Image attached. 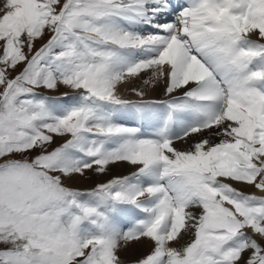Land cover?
Returning a JSON list of instances; mask_svg holds the SVG:
<instances>
[{
  "label": "snow or ice",
  "instance_id": "obj_1",
  "mask_svg": "<svg viewBox=\"0 0 264 264\" xmlns=\"http://www.w3.org/2000/svg\"><path fill=\"white\" fill-rule=\"evenodd\" d=\"M0 264H264V0H0Z\"/></svg>",
  "mask_w": 264,
  "mask_h": 264
},
{
  "label": "rangeland",
  "instance_id": "obj_2",
  "mask_svg": "<svg viewBox=\"0 0 264 264\" xmlns=\"http://www.w3.org/2000/svg\"><path fill=\"white\" fill-rule=\"evenodd\" d=\"M39 43L40 42H37V47L39 46ZM61 91H67L66 89H61ZM49 95H54V96H56V95H59V93H48ZM151 94V93H150ZM154 94H158V93H156V92H154ZM133 98H135V97H133ZM149 98H157V99H159V98H162V97H149ZM120 168V167H119ZM122 169H117L116 170V168H114L113 169V172L114 173H122V170H123V167H121ZM124 171L126 172L127 171V169H124ZM124 171H123V173H124ZM107 177H93V178H91V179H83V178H74L72 181H68V183H70V184H72L73 186H76V187H89V186H91L92 185V183L95 181V180H97V179H99V180H103V179H106ZM80 179V180H79ZM248 191H253L252 189H248ZM142 250V249H141Z\"/></svg>",
  "mask_w": 264,
  "mask_h": 264
},
{
  "label": "bare ground",
  "instance_id": "obj_3",
  "mask_svg": "<svg viewBox=\"0 0 264 264\" xmlns=\"http://www.w3.org/2000/svg\"><path fill=\"white\" fill-rule=\"evenodd\" d=\"M154 92H156V93H158V94H154ZM151 93V94H150ZM149 97H162V92H161V90H160V88L159 87H157V89L155 90V91H152V92H149ZM129 98H133V97H129ZM117 169H122L121 167L119 168V167H117L116 168V170ZM124 169H126V168H123V170H122V173H123V171H124ZM125 172V171H124ZM118 173V172H117ZM121 173V172H120ZM80 180V179H79ZM248 190V189H247Z\"/></svg>",
  "mask_w": 264,
  "mask_h": 264
}]
</instances>
